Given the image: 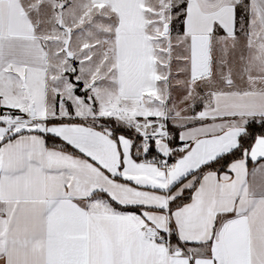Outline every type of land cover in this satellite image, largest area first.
<instances>
[{
  "label": "snow or ice",
  "instance_id": "6c2138e0",
  "mask_svg": "<svg viewBox=\"0 0 264 264\" xmlns=\"http://www.w3.org/2000/svg\"><path fill=\"white\" fill-rule=\"evenodd\" d=\"M0 264H264V0H0Z\"/></svg>",
  "mask_w": 264,
  "mask_h": 264
}]
</instances>
